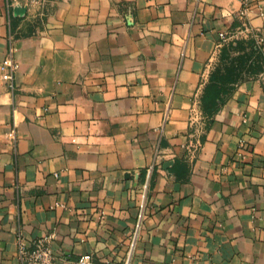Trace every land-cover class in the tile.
Returning a JSON list of instances; mask_svg holds the SVG:
<instances>
[{
  "label": "crops",
  "instance_id": "1",
  "mask_svg": "<svg viewBox=\"0 0 264 264\" xmlns=\"http://www.w3.org/2000/svg\"><path fill=\"white\" fill-rule=\"evenodd\" d=\"M5 4L0 264H264V0Z\"/></svg>",
  "mask_w": 264,
  "mask_h": 264
},
{
  "label": "built area",
  "instance_id": "2",
  "mask_svg": "<svg viewBox=\"0 0 264 264\" xmlns=\"http://www.w3.org/2000/svg\"><path fill=\"white\" fill-rule=\"evenodd\" d=\"M17 0H6V9L9 11L11 7L16 3ZM46 0H26V6L31 5H42L45 3ZM27 8V7H26ZM9 38V46L6 57L2 60L1 66H0V78L2 81L6 82L10 90H13V78L14 74L16 73L18 69V65L16 61L13 58L14 53V46L12 44L13 37L12 35L8 36ZM220 39H225V34H220ZM263 41L262 37H257L256 46L261 44ZM197 115L193 114L192 120H197ZM167 119V114L164 116V121ZM8 138L11 140L12 144H15L16 142V133L14 129H12L8 134ZM140 215L138 219V223L135 225L134 233L132 235V240L129 244L130 251L132 250L134 246V242L136 239V236L139 231L140 227ZM50 236L42 237L35 239L31 241L30 243L27 242V240L23 237L21 233H18L16 236V254L19 264H56V257L50 247ZM86 260H89V256H82L78 259L79 264H85ZM127 259L125 264H129Z\"/></svg>",
  "mask_w": 264,
  "mask_h": 264
},
{
  "label": "trees",
  "instance_id": "3",
  "mask_svg": "<svg viewBox=\"0 0 264 264\" xmlns=\"http://www.w3.org/2000/svg\"><path fill=\"white\" fill-rule=\"evenodd\" d=\"M219 88L217 86L209 85L206 87L205 94L202 97V103L206 113L212 112L216 109L219 99Z\"/></svg>",
  "mask_w": 264,
  "mask_h": 264
}]
</instances>
